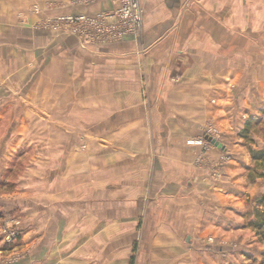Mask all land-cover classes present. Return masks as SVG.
<instances>
[{"label":"crops","instance_id":"0c3cea01","mask_svg":"<svg viewBox=\"0 0 264 264\" xmlns=\"http://www.w3.org/2000/svg\"><path fill=\"white\" fill-rule=\"evenodd\" d=\"M135 1L141 17L138 37L83 44L63 30L41 32L20 26L16 14L22 11L31 24L43 16L29 13L32 6L47 16L95 17L113 12L117 2L0 0V105H16L21 111L25 105L29 119L36 113H46L47 120L54 124L47 130L45 162L30 167V179H22L16 190L23 222L28 221L36 229L33 233L38 244L59 242L55 249L49 245L42 258H64L60 245L71 219L79 223L80 205L85 206L88 199L94 204L102 201L103 190L110 186L104 185V180L116 179L111 189L130 197L133 204L138 193L135 181L150 178L146 171L150 164L127 160L125 151L145 156L147 145L135 137L152 129L158 132L160 147L164 142L173 147L170 152L174 155L169 158L165 148L157 149L159 179H165L166 188L168 181L174 180L175 190L169 192L174 197L166 201L174 203L176 217L184 216L160 223L158 238L163 235L166 245L180 247V264H229L228 245L245 244L248 238L241 228L230 230L231 220L225 214L232 198L240 192L220 190L213 183L209 187L206 180L199 179L202 170L196 179H178L179 183L186 181V191L182 192L176 179H170L167 166L178 168L179 159L191 165L199 149L184 148L183 143L200 123L212 119L221 129L242 113L231 87L241 84L242 74L247 71L248 46L261 49L255 57L264 56V0ZM256 40L260 42L258 47L251 42ZM257 63L255 69L262 73V60ZM5 110L0 107V117ZM108 120L113 125H107ZM92 124L101 130L95 131L100 136L97 139L107 143L88 142L83 152L90 148L96 156L90 159L77 149L79 138L87 136V127ZM121 137H125L126 147L119 152L112 142ZM80 140L82 144L84 138ZM136 142L143 148L136 149ZM107 152L110 156L104 161L102 154ZM106 164L111 168L124 165V175L119 177L104 169ZM40 166L54 177L33 179ZM120 180L128 181L121 192ZM84 216L93 218L85 210ZM212 240L217 250L207 243ZM161 241L156 240L157 244ZM248 242L257 243L255 239Z\"/></svg>","mask_w":264,"mask_h":264},{"label":"rangeland","instance_id":"374dc122","mask_svg":"<svg viewBox=\"0 0 264 264\" xmlns=\"http://www.w3.org/2000/svg\"><path fill=\"white\" fill-rule=\"evenodd\" d=\"M113 1L118 3V7L113 12L107 13L112 16L86 30L79 24L64 22L68 17L74 19L84 15L47 16L42 9L32 6L28 9L29 13L43 15L34 24L27 23L22 11H17L19 13L16 16L17 20L23 22L19 20L18 24L28 26L27 29L41 32L63 30L64 33H71L79 38L83 44L96 42L104 44L123 41L128 37H138L141 32L139 5L138 20L134 22L132 19H123L117 15L120 5L117 0ZM251 42L257 47L260 44L258 40ZM259 49L256 50L253 46L247 47V71L242 74L241 84L231 87L232 97H236V102L239 98L242 113L229 122L230 126L225 122L221 129L212 119L200 123L197 131L183 143L184 148L199 149V154L197 153L196 158H193L191 165L186 166L187 163L182 164L179 159L176 161L178 168L167 166L172 177L169 174L167 176L176 179L182 192L186 191L184 188L186 181L179 183L178 179H196L200 170L202 173L199 179L206 180L209 187H212L211 183H213V186L220 187V190L223 188L240 192L236 198H232L233 203L228 205L229 211L225 213L231 220L230 230L236 232L237 228H241V232L248 237L246 243L253 239L257 243H232L226 246L228 250L226 252L231 253L226 254L229 255V264H264V241L257 236V231L247 226L254 220V209L264 211V204L258 202V199L264 195V160L254 157L264 152V71L261 73L255 69V64L260 59L264 64V56L259 58L261 55L258 54L257 61L255 60V53L257 51L261 53ZM0 107L6 109V113L0 117V264H180L178 252L180 247L176 244L166 245L163 235L158 238L157 229L160 223L177 215L174 203H167L174 197L169 192L175 190L176 183L170 180L166 188L165 179H159L161 165L157 156V149L163 151L165 148L169 158L168 156L174 155L170 152L173 147L167 142L160 147V141L157 140L158 132L153 133L152 129L146 131L144 135L135 137V139L138 137L139 142L147 145L145 156L142 152L134 151L132 154L131 151L128 153L125 151L128 155L127 160L132 158L135 162L148 161L150 164V168L146 169L150 178L135 181V190L138 193L133 197V204L128 200L130 197L117 195L111 189L116 179L104 180L106 183L104 185L110 186L103 190L102 201L94 204L93 200L88 199L85 206L80 205L82 211L85 210L87 216L93 218L89 220L86 216L82 217L81 211L79 223H76L78 219H71L70 229L67 230V236L60 245L64 258L57 260L42 258L51 243L36 242V234L33 233L36 229L31 228L28 221L23 222L24 215L19 206V198L15 194L18 193L16 190L20 181L30 179L27 177L30 167L45 162L47 152L44 147L47 145V130L54 124L47 120L46 113H36L33 119H29L27 110H24L25 105L24 112L16 105L7 104ZM106 124L113 125V121L108 120ZM94 127L95 124L88 126L87 136L79 138L77 150L81 153L88 142L107 143L105 139H97L100 136L95 135V131L98 133L101 130L99 127L98 130ZM109 135L110 132L104 138H108ZM81 138H84L82 144ZM124 140L125 137L113 140V147L121 152L123 147H126L123 145ZM213 141L218 142L220 147H216ZM139 142L135 143L136 149L143 148ZM85 152L83 153L90 159L96 157L95 152L90 148ZM213 152L216 153L215 158L212 156ZM109 154L110 152L102 154V159L104 161L109 159ZM170 163L168 161V164ZM104 169H109L115 175L122 177L125 168L124 165L111 168L110 164H106ZM39 171L37 173L35 169L33 179L54 177L46 167H41ZM176 173L178 176H175ZM127 183V180H120V192L122 186H126ZM176 218L183 219L184 216L181 218L179 215ZM158 239L162 240L160 244L156 242ZM214 242L212 240L207 243L215 247ZM58 243L56 240L49 248L55 249ZM259 251L262 253L256 254ZM224 259L227 260L226 257Z\"/></svg>","mask_w":264,"mask_h":264},{"label":"built area","instance_id":"2783aa9c","mask_svg":"<svg viewBox=\"0 0 264 264\" xmlns=\"http://www.w3.org/2000/svg\"><path fill=\"white\" fill-rule=\"evenodd\" d=\"M119 2V9L116 14L119 15L123 19H132L134 22L138 20V3L135 0H117ZM112 15L107 13H101L96 15L93 18L80 16L78 18H70L64 20V22L73 23L74 25L79 24L82 28L86 30V28L90 26L99 25L100 22L105 21L108 17ZM88 23V24H87Z\"/></svg>","mask_w":264,"mask_h":264},{"label":"trees","instance_id":"16d2710c","mask_svg":"<svg viewBox=\"0 0 264 264\" xmlns=\"http://www.w3.org/2000/svg\"><path fill=\"white\" fill-rule=\"evenodd\" d=\"M247 131V129H244ZM255 159L264 160V152L261 154L258 153L254 155ZM258 202L262 205L264 204V195L258 199ZM254 220L248 223V227L257 231V236L260 237L262 241H264V211H259L257 209L253 210Z\"/></svg>","mask_w":264,"mask_h":264},{"label":"water","instance_id":"95a60500","mask_svg":"<svg viewBox=\"0 0 264 264\" xmlns=\"http://www.w3.org/2000/svg\"><path fill=\"white\" fill-rule=\"evenodd\" d=\"M213 143H214V145H215L216 147H220V144H219L218 142L213 141Z\"/></svg>","mask_w":264,"mask_h":264}]
</instances>
